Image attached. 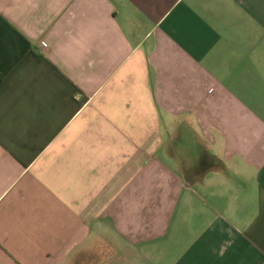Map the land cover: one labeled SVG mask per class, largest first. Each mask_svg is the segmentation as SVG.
I'll return each instance as SVG.
<instances>
[{"label": "crops", "instance_id": "0c3cea01", "mask_svg": "<svg viewBox=\"0 0 264 264\" xmlns=\"http://www.w3.org/2000/svg\"><path fill=\"white\" fill-rule=\"evenodd\" d=\"M0 264H264V0H0Z\"/></svg>", "mask_w": 264, "mask_h": 264}, {"label": "rangeland", "instance_id": "374dc122", "mask_svg": "<svg viewBox=\"0 0 264 264\" xmlns=\"http://www.w3.org/2000/svg\"><path fill=\"white\" fill-rule=\"evenodd\" d=\"M108 251V249H106ZM114 259V257H112L111 260L108 261V263H114L112 260Z\"/></svg>", "mask_w": 264, "mask_h": 264}]
</instances>
